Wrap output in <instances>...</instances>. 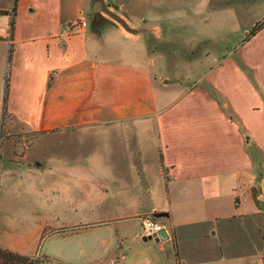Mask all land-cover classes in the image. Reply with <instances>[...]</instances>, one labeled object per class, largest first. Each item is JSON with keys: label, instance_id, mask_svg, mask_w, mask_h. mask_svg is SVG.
Listing matches in <instances>:
<instances>
[{"label": "crops", "instance_id": "obj_1", "mask_svg": "<svg viewBox=\"0 0 264 264\" xmlns=\"http://www.w3.org/2000/svg\"><path fill=\"white\" fill-rule=\"evenodd\" d=\"M132 2L112 0L136 33L105 17L100 30L89 17L86 29L66 33L91 0H0V213L16 203L14 194L21 206L35 208L40 195L42 208H61L62 173L76 178L80 167L87 182L96 162L94 149L77 158V142L98 137L100 173L118 180L116 168L128 161L134 181L148 183L142 196L153 199L144 214L168 212L160 219L169 238L139 233L134 255L157 264H264V28L245 45L249 60L257 57L255 79L241 64L230 79L217 78L233 116L199 90L176 87L179 99L159 100V92L168 97V79L148 42L149 32L168 37L179 25L189 38H217L223 14L242 22L228 35L247 36L264 19V0H216L213 9L212 0H149L141 17ZM72 134L79 136L64 149L61 139H41ZM56 232H26L25 244ZM25 244L0 239V247L37 257Z\"/></svg>", "mask_w": 264, "mask_h": 264}, {"label": "rangeland", "instance_id": "obj_2", "mask_svg": "<svg viewBox=\"0 0 264 264\" xmlns=\"http://www.w3.org/2000/svg\"><path fill=\"white\" fill-rule=\"evenodd\" d=\"M106 1L110 2V0ZM163 1L176 4L184 0ZM148 2L149 0H133L132 5L135 7V13L141 17ZM215 2L216 0H212L211 8L214 7ZM111 8L116 11L115 8ZM87 12L91 19V25H93L94 5L92 0ZM104 16L112 19L106 13ZM206 16L208 17V15ZM249 19H251L250 15L244 17L243 21L251 22ZM97 24V30H100L103 25L108 23L106 19H101ZM215 24H217V32H213L217 38L195 36L189 38L186 36V32H182L179 25L169 32L168 37L154 39L150 30L145 29L146 32H149L150 51L157 54V64L163 71L160 73L165 74L168 79L166 83V88L170 90L168 97L165 98L159 92V100L164 102L166 99L167 102H174L179 99L181 97L180 90L175 89L176 87H181L183 92H185L184 90H199L210 99L221 100L226 114L233 116L234 111L227 98L217 90V78L230 79L229 74L235 71L238 64H241L245 68L246 72L244 73L255 79L257 57H253L252 60L247 57L245 45L252 37L250 33L241 38L234 35L238 34V31L231 33V36L228 35L231 28L238 27L239 29V26L242 25L237 17L232 15L229 18L223 14L217 16ZM141 25L149 26L142 23ZM248 55L250 56V54ZM156 68L158 69V67ZM146 121L142 122V126L148 125ZM151 125L153 126L152 123ZM77 135L79 136V134ZM77 135L72 134V137L46 135L41 139L48 142L46 145H49L53 138L61 139L62 149H64V145L70 141V138L73 139ZM102 145L103 142L98 137L93 142L87 141L84 144L77 142V158L85 159V155L94 149L96 162L95 166L93 164L91 167L88 164L86 168L87 173L92 172L90 181L87 182L85 181L86 173H82L80 167L76 169V178L62 173V188L57 194V203L61 208H42L43 199L45 200L47 196L40 195L38 200L36 199L35 208L25 204L21 206L16 203L20 201V198L22 199V196L14 194L12 197L16 203L8 208V212L0 213L1 241L18 247V245L26 243V232L36 234L43 231L46 233L50 227H55L58 232L54 235H50L42 241H31L25 244L24 246L29 245L26 251L31 250V252L38 253V256L51 258L54 264H111L110 261L113 258L119 260L118 264H157L158 258H140V255L133 254L134 249L138 248L135 244L138 241L139 233H141L139 213L145 215L144 211L153 203L151 196L144 194L142 196L141 194L142 188L145 193L148 183L141 184L134 181L138 178L137 172L132 169V166H129L126 160L125 164L121 162V167L116 168L121 171L120 174L124 175V177L118 176V180L121 181L117 179L114 181V178L108 181L107 177L100 173L101 168L104 169L102 166ZM61 153V159L67 158L64 150ZM81 154L82 156H80ZM80 175H83L84 180ZM91 185L92 190H90ZM29 197L32 196L29 195ZM159 220L165 224L162 219L159 218ZM45 222L51 226L42 228Z\"/></svg>", "mask_w": 264, "mask_h": 264}, {"label": "water", "instance_id": "obj_3", "mask_svg": "<svg viewBox=\"0 0 264 264\" xmlns=\"http://www.w3.org/2000/svg\"><path fill=\"white\" fill-rule=\"evenodd\" d=\"M92 3L94 5V23L100 21L103 17H105L104 13H106L115 21L120 23L127 31L132 33L138 32L136 28L130 26V24L123 16H121L116 11H113L110 7L111 4L108 3L106 0H92ZM254 196H256V194H254ZM155 216L157 218L165 217L168 216V212L166 211L157 212ZM168 238H169V232L165 228L161 230L158 234L143 236V240L155 239L156 241H159V240H166Z\"/></svg>", "mask_w": 264, "mask_h": 264}, {"label": "built area", "instance_id": "obj_4", "mask_svg": "<svg viewBox=\"0 0 264 264\" xmlns=\"http://www.w3.org/2000/svg\"><path fill=\"white\" fill-rule=\"evenodd\" d=\"M89 25V17L87 14H83L79 18L72 21L64 30L66 33H71L74 30H84ZM0 111H1V105H0ZM138 219L140 221L141 226V234L142 235H154L158 234L161 230L164 228L167 229V226L159 220L155 215L153 214H141L138 216ZM111 264H118L119 260L117 258H113L111 261Z\"/></svg>", "mask_w": 264, "mask_h": 264}, {"label": "trees", "instance_id": "obj_5", "mask_svg": "<svg viewBox=\"0 0 264 264\" xmlns=\"http://www.w3.org/2000/svg\"><path fill=\"white\" fill-rule=\"evenodd\" d=\"M93 27L94 28L98 27L97 22L93 23ZM263 28H264V19L253 26V28L250 31V36L255 35ZM0 264H54V263H52L51 258H47L46 256L32 257L21 254L9 248L0 247Z\"/></svg>", "mask_w": 264, "mask_h": 264}, {"label": "flooded vegetation", "instance_id": "obj_6", "mask_svg": "<svg viewBox=\"0 0 264 264\" xmlns=\"http://www.w3.org/2000/svg\"><path fill=\"white\" fill-rule=\"evenodd\" d=\"M109 1V0H108ZM110 4H111V6L110 7H113V8H115L116 9V12L117 13H119V10H120V8H119V6L116 4L115 6L113 5V3H112V0H110V2H109ZM112 9V8H111ZM110 17V16H109ZM113 19V18H112ZM94 23V22H93Z\"/></svg>", "mask_w": 264, "mask_h": 264}]
</instances>
